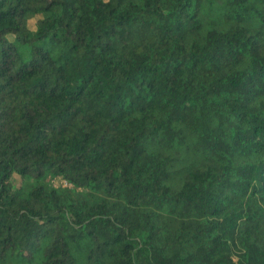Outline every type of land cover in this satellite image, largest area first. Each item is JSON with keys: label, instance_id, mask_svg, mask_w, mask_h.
<instances>
[{"label": "trees", "instance_id": "obj_1", "mask_svg": "<svg viewBox=\"0 0 264 264\" xmlns=\"http://www.w3.org/2000/svg\"><path fill=\"white\" fill-rule=\"evenodd\" d=\"M0 264H264V0H0Z\"/></svg>", "mask_w": 264, "mask_h": 264}, {"label": "rangeland", "instance_id": "obj_2", "mask_svg": "<svg viewBox=\"0 0 264 264\" xmlns=\"http://www.w3.org/2000/svg\"><path fill=\"white\" fill-rule=\"evenodd\" d=\"M53 184L57 187L65 185V183L61 181L60 179L53 180Z\"/></svg>", "mask_w": 264, "mask_h": 264}, {"label": "built area", "instance_id": "obj_3", "mask_svg": "<svg viewBox=\"0 0 264 264\" xmlns=\"http://www.w3.org/2000/svg\"><path fill=\"white\" fill-rule=\"evenodd\" d=\"M65 183V185L64 186H68V184L66 183V182H64Z\"/></svg>", "mask_w": 264, "mask_h": 264}]
</instances>
